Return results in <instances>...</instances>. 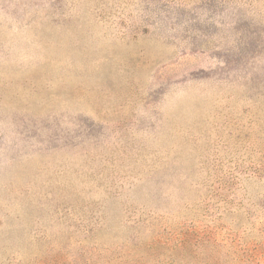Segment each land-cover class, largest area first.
<instances>
[{
	"label": "rangeland",
	"instance_id": "rangeland-1",
	"mask_svg": "<svg viewBox=\"0 0 264 264\" xmlns=\"http://www.w3.org/2000/svg\"><path fill=\"white\" fill-rule=\"evenodd\" d=\"M0 264H264V0H0Z\"/></svg>",
	"mask_w": 264,
	"mask_h": 264
}]
</instances>
